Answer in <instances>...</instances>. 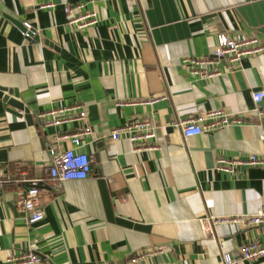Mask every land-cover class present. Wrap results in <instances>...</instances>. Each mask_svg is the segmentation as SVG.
Instances as JSON below:
<instances>
[{
    "label": "crops",
    "instance_id": "1",
    "mask_svg": "<svg viewBox=\"0 0 264 264\" xmlns=\"http://www.w3.org/2000/svg\"><path fill=\"white\" fill-rule=\"evenodd\" d=\"M78 1L98 10L96 23H66L64 4ZM46 2L54 6L40 7ZM23 21L38 35L24 36ZM220 34L264 42V0H0V86L15 89L26 108L0 97V169L26 162L42 176L64 149L92 157L87 178L41 185L36 223H24L15 206L18 184L0 189V264L28 249L51 264H133L138 249L152 246L161 252L134 264H221L224 251L264 244V228L209 221L255 213L264 193V165H239L235 175L215 167L219 156L264 155V118L251 98L264 85V51L209 79L183 63L211 52ZM130 100L137 102L117 104ZM76 103L84 121L38 118ZM217 107L243 122L191 137L169 123ZM135 118L155 124L154 150L111 139L113 127ZM84 123L92 132L78 143L57 139Z\"/></svg>",
    "mask_w": 264,
    "mask_h": 264
},
{
    "label": "built area",
    "instance_id": "2",
    "mask_svg": "<svg viewBox=\"0 0 264 264\" xmlns=\"http://www.w3.org/2000/svg\"><path fill=\"white\" fill-rule=\"evenodd\" d=\"M52 2L41 3L40 7L51 8ZM64 12L67 15L68 24H74L78 28H85L96 23L99 19L98 10L94 7L85 8V2L65 3ZM26 37H35L39 29L30 23L22 22ZM264 51V42L256 36L244 35L230 38L226 35H218L217 42L212 51L201 56H188L183 59L187 71L193 76L201 79H209L218 76L227 69L236 67L244 56L256 55ZM251 98L254 103L253 111L264 118V85L253 90ZM157 97H150L144 103H150ZM140 101V100H139ZM137 100L118 101V105L135 103ZM80 104L69 106H57L38 113V118L44 125L59 126L61 123L70 120H85L84 110L77 111ZM243 118L236 113L226 112L223 108L217 107L209 111H199L195 115L180 119L177 122H169L178 126L184 137L198 135L204 131H213L217 128L234 123H242ZM168 124V123H166ZM92 132L90 125L84 123L71 134H61L58 138L70 137L78 143L81 137ZM58 134V133H57ZM155 124L149 118H135L110 130V137L116 140L125 136L133 150H154L158 145L152 142L156 138ZM164 141L168 140L167 133L163 135ZM264 145V134L259 136ZM92 157L85 152L76 151L73 148L64 149L53 154L51 162L42 176H32L30 166L26 162H17L12 171L0 169V189L7 185H19L15 196V206L23 212V221L32 224L44 217V211L40 203L42 192L41 185L47 183L58 186L67 180H82L87 178L91 171ZM239 165L262 166L264 155L252 153L245 157H223L216 159L215 167L232 175L236 174ZM212 224L221 222H233L238 226H258L264 228V193L260 206L255 213H239L221 217H209ZM161 252V247H144L138 249L130 258L131 263L145 259L155 253ZM264 258V244L259 240H250L241 244L236 249L221 253V264H239L242 261H257ZM6 261L11 264H51L48 259L41 257L32 249L23 250L19 254L7 256ZM95 264H114L112 262H97Z\"/></svg>",
    "mask_w": 264,
    "mask_h": 264
},
{
    "label": "water",
    "instance_id": "3",
    "mask_svg": "<svg viewBox=\"0 0 264 264\" xmlns=\"http://www.w3.org/2000/svg\"><path fill=\"white\" fill-rule=\"evenodd\" d=\"M21 28L22 30H24L22 22H21ZM11 96H14V97H11ZM17 96H18V93L15 89L0 86V97L5 102H7L8 104L16 108L23 109L24 111H26V108L23 107L22 103L18 101L17 99H15Z\"/></svg>",
    "mask_w": 264,
    "mask_h": 264
},
{
    "label": "rangeland",
    "instance_id": "4",
    "mask_svg": "<svg viewBox=\"0 0 264 264\" xmlns=\"http://www.w3.org/2000/svg\"><path fill=\"white\" fill-rule=\"evenodd\" d=\"M66 22H67V18H66Z\"/></svg>",
    "mask_w": 264,
    "mask_h": 264
}]
</instances>
